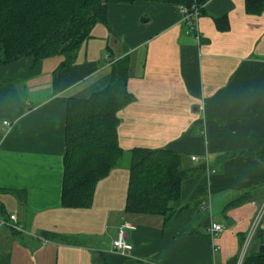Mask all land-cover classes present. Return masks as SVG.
I'll use <instances>...</instances> for the list:
<instances>
[{"label": "crops", "instance_id": "crops-1", "mask_svg": "<svg viewBox=\"0 0 264 264\" xmlns=\"http://www.w3.org/2000/svg\"><path fill=\"white\" fill-rule=\"evenodd\" d=\"M197 29L198 38L177 4L112 3L72 64L60 68L55 55L0 65V210L23 226L0 229L8 264H228L258 252L264 166L252 154L264 147V11L204 0ZM125 56L133 99L117 112L120 148L169 149L182 169L205 164L201 204L170 219L125 212L126 154L97 182L89 207L61 203L68 99L104 88ZM122 222L130 252L111 245ZM210 222L224 229L211 235Z\"/></svg>", "mask_w": 264, "mask_h": 264}, {"label": "trees", "instance_id": "trees-1", "mask_svg": "<svg viewBox=\"0 0 264 264\" xmlns=\"http://www.w3.org/2000/svg\"><path fill=\"white\" fill-rule=\"evenodd\" d=\"M135 1L188 8L204 4V0H0V65L26 56L38 62L55 55L64 57L60 68L72 64L92 28L106 23L108 6ZM244 8L248 14H259L264 11V0H244ZM129 69V57H122L112 64L104 88L85 98L68 99L61 203L89 207L97 182L126 154L129 182L125 212L170 219L189 203L201 204L207 189L205 164L182 169L180 154L169 149L134 148L126 153L120 148L117 112L133 99L126 86ZM252 156L264 166V147ZM261 232L258 252L245 255L242 264H264ZM0 264H8L7 258L0 256Z\"/></svg>", "mask_w": 264, "mask_h": 264}, {"label": "built area", "instance_id": "built-area-1", "mask_svg": "<svg viewBox=\"0 0 264 264\" xmlns=\"http://www.w3.org/2000/svg\"><path fill=\"white\" fill-rule=\"evenodd\" d=\"M202 5H193L191 7L179 6V12L182 16V22L186 25L191 33L195 34V37L198 38L197 35V20L200 16V9ZM4 125H8L7 121L2 122ZM197 158L195 156H191V160L195 161ZM129 224L127 222H122L118 228L116 237L112 239L111 245L115 251L118 252H130L132 250V244L126 239L125 229L129 228ZM6 228L9 230H13L15 232H22L23 226L19 222V219L15 213L5 212L0 210V229ZM224 229L223 225L215 222H210L208 227V231L211 235H217ZM255 234V228H252L248 234V239H246L243 249L247 246L248 240L253 237ZM244 252L242 251L239 256L236 264H242V260L244 258Z\"/></svg>", "mask_w": 264, "mask_h": 264}, {"label": "rangeland", "instance_id": "rangeland-1", "mask_svg": "<svg viewBox=\"0 0 264 264\" xmlns=\"http://www.w3.org/2000/svg\"><path fill=\"white\" fill-rule=\"evenodd\" d=\"M203 6V5H202Z\"/></svg>", "mask_w": 264, "mask_h": 264}]
</instances>
